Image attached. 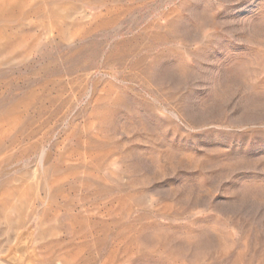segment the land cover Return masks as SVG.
Masks as SVG:
<instances>
[{
  "label": "rangeland",
  "instance_id": "1",
  "mask_svg": "<svg viewBox=\"0 0 264 264\" xmlns=\"http://www.w3.org/2000/svg\"><path fill=\"white\" fill-rule=\"evenodd\" d=\"M21 239L264 264V0H0V264Z\"/></svg>",
  "mask_w": 264,
  "mask_h": 264
},
{
  "label": "bare ground",
  "instance_id": "2",
  "mask_svg": "<svg viewBox=\"0 0 264 264\" xmlns=\"http://www.w3.org/2000/svg\"><path fill=\"white\" fill-rule=\"evenodd\" d=\"M25 237V236H22ZM31 241L30 240H24L21 239L20 241H17L14 243L12 248L8 251V253L4 256V259L7 261L11 260L15 264H27V260L33 256V253L29 251V246H30ZM22 246V248H21ZM23 249V250H21ZM11 262V261H10Z\"/></svg>",
  "mask_w": 264,
  "mask_h": 264
},
{
  "label": "water",
  "instance_id": "3",
  "mask_svg": "<svg viewBox=\"0 0 264 264\" xmlns=\"http://www.w3.org/2000/svg\"><path fill=\"white\" fill-rule=\"evenodd\" d=\"M21 248H22V246H21ZM21 250H23V249H21ZM11 258H13V257H10L9 259H11ZM19 264H21V263H19Z\"/></svg>",
  "mask_w": 264,
  "mask_h": 264
}]
</instances>
